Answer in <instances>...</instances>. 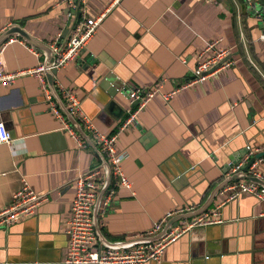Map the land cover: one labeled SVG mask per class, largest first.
Segmentation results:
<instances>
[{
	"label": "crops",
	"instance_id": "1",
	"mask_svg": "<svg viewBox=\"0 0 264 264\" xmlns=\"http://www.w3.org/2000/svg\"><path fill=\"white\" fill-rule=\"evenodd\" d=\"M85 10L60 0H0V37L19 27L32 41L13 34L1 45L16 40L4 52L9 72L34 69L45 63V47L70 38L78 19L106 14L86 50L56 74L103 134L126 119L131 88L164 78L161 93L171 92L193 77L211 41L222 39L219 47L231 49L236 61L169 102L156 96L138 126L120 134L116 146L127 155L122 168L132 189H119L108 208L103 196L94 212L103 238L127 246L160 234L152 231L168 213L203 211L178 222L185 225L212 212L225 200L223 191L213 194L231 165L247 146L264 144V20L245 0H85ZM1 123L14 142L0 145V211L23 179L46 199L35 215L0 228V264H64L74 183L103 166L95 142L71 121L81 143L63 129L33 76L0 85ZM54 134L60 136L48 138ZM259 167L264 174V162ZM263 212L253 196L227 203L214 217L221 222L183 234L159 264H264Z\"/></svg>",
	"mask_w": 264,
	"mask_h": 264
},
{
	"label": "built area",
	"instance_id": "2",
	"mask_svg": "<svg viewBox=\"0 0 264 264\" xmlns=\"http://www.w3.org/2000/svg\"><path fill=\"white\" fill-rule=\"evenodd\" d=\"M210 2L212 0H205ZM250 7L254 8L256 0H245ZM70 9L78 11L85 10V0H60ZM106 14L97 18L83 16L78 19L72 28L70 38L61 41L58 36L50 48L55 54L53 66L46 67L40 63L38 67L20 72H9L5 67L4 52L6 46L15 42L10 39L0 46V85L10 86L19 77L33 76L40 82V88L47 105L53 116L61 122L63 129L81 143L78 132L72 127L67 115L63 112L55 93L48 82L46 73H57L64 70L70 63L75 62L81 53L86 50L89 43L96 35L100 25L103 23ZM264 40V34L260 36ZM222 39L211 41L206 50L201 53V61L193 71V77L179 84L169 93L162 94L161 90L166 79L161 78L153 86L143 88H131L128 91L130 107L127 110V117L119 126L118 130L110 135L101 133L81 109V101L78 95L71 89L64 87L58 80L57 75L53 76L54 87L61 97L65 108L82 128H85L92 136L95 146L106 158L110 167L111 181L104 196L106 208L111 206L113 198L121 188L132 189V185L126 177L122 163L127 158L125 153H119L117 149L118 138L121 133L129 128L138 126L139 114L158 95L169 102L179 92L201 84L215 75L236 66L231 49L219 47ZM37 55L39 53L34 51ZM210 52L211 55L207 53ZM14 139L4 124H0V145L12 146ZM253 164L248 169L247 175L257 177L264 182V174L259 171L260 165L264 162V144L259 146H247L246 154L232 167L228 176L242 172L243 168L251 161ZM106 182V172L103 167L90 170L80 176L74 183V199L71 205V216L68 220L66 236L68 241L67 254L64 264H149L162 262L166 248L180 239L183 234L196 228L206 227L221 222L214 219L221 215L223 206L227 203L240 200L243 196L249 195L264 203V187L246 180H239L230 183L224 190L225 200L209 214L186 222L185 225H175L161 239L145 244H139L127 248H109L103 246L94 223V206ZM45 197L36 193L26 179H23L21 188L14 194L11 204L0 211V228H8L15 223L35 215L39 205L45 201ZM183 208L168 213L161 221L155 224L153 234L160 233L168 221L180 214L190 211ZM264 216V212L262 213ZM101 242V243H100Z\"/></svg>",
	"mask_w": 264,
	"mask_h": 264
},
{
	"label": "water",
	"instance_id": "3",
	"mask_svg": "<svg viewBox=\"0 0 264 264\" xmlns=\"http://www.w3.org/2000/svg\"><path fill=\"white\" fill-rule=\"evenodd\" d=\"M252 10L255 12V14H258L264 20V0H256V2L254 4V8H252ZM13 34H19L20 36H22L26 40L31 41L30 37L28 36V34H26L23 31V29H21L19 27H14V28H11L10 30H8L3 36L0 37V45L3 43V41H2L3 39H5V38H7ZM44 50H45V52H47V53H45L46 54V61H45L44 65L46 67L53 66L55 63V59H56L55 54L53 53L51 48L48 46L45 47ZM56 74H57L56 71H54L53 73H46V77L48 79V82L51 84L53 92L55 93L57 101L59 102L63 112L68 116L69 120L76 127V129L78 131H80V133H82V127L79 125V123L72 116H70V114L68 113L67 109L64 106V103H63L61 97L57 94V91L54 87V79H53V76H55ZM105 82H106V85L112 84L111 81H109V79H106ZM112 88L114 89V91H117V92H121V91L123 92V89H124V88L117 87V85H115V84L112 85ZM59 136H60V134H54V136H50L48 138H55V137H59ZM94 149L96 150V152H98L99 156L101 157V160L103 163L102 167L104 168V170L106 172V182H105L101 192L99 193V196L97 199V200H101V198L103 197V195L105 194L106 190L108 189V187L110 185L111 174H110V167L106 161V158L101 154V152L98 150V148L95 145H94ZM244 155L245 154L243 153L241 155V158ZM241 158L231 165L230 170L232 169L233 166H235L241 160ZM253 161L254 160H251L246 165V167L243 168L242 172L234 174L232 176H227L226 179L223 182H221L218 185V187L215 189L213 197H216V195L219 194L221 191H223L230 183L236 182L239 180H246V181L252 182L254 184L262 185L264 187V182L260 181L257 177L247 175L248 169L253 164ZM202 212L203 211H197V212H193V213H185V214H180L178 216H175L168 221V223L164 226V228L160 234H158L154 237H147V238H143L140 240H136L135 242L128 244L127 246H116L115 244L110 243L105 238H103L101 232L98 229H97V233H98L100 240L104 243V245H106L107 243H110V244H108L110 246L109 248H127V247H132L135 245H139V244H145V243H151V242L157 241V240L161 239L163 236H165L167 231L170 230L174 225H177L180 220H186V219L192 218V217H194V216H196ZM93 216H94L95 226L97 227L95 212L93 213Z\"/></svg>",
	"mask_w": 264,
	"mask_h": 264
}]
</instances>
